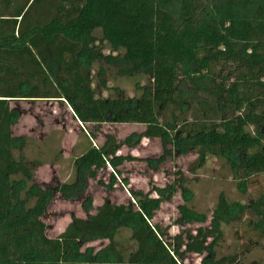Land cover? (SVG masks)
I'll return each mask as SVG.
<instances>
[{"label": "trees", "instance_id": "obj_1", "mask_svg": "<svg viewBox=\"0 0 264 264\" xmlns=\"http://www.w3.org/2000/svg\"><path fill=\"white\" fill-rule=\"evenodd\" d=\"M97 43L115 56H104ZM102 60L121 76H148L151 86L137 99L95 96L91 66ZM42 100L64 103L83 126L144 130L121 142L110 136L101 147L90 144L74 164L73 183L42 189L33 165L13 156L25 139L12 135L20 113L10 106ZM143 139L171 144L178 155L196 152L194 172L208 157L222 161L250 191L247 203L220 195L208 230L169 236L152 218L174 195L173 185L128 190L127 205L104 200L92 215L86 197V217L72 218L48 238L42 217L54 197L78 199L87 179L107 166L117 174L127 159L116 153ZM189 194L181 190L177 222L202 225L206 216L188 208ZM226 223L247 242L240 255L216 260ZM119 229L129 230L135 243L126 259L115 242ZM263 239L264 0H0V264H183L186 255L203 253L207 264H236ZM95 241L108 245L95 252L89 246Z\"/></svg>", "mask_w": 264, "mask_h": 264}, {"label": "rangeland", "instance_id": "obj_2", "mask_svg": "<svg viewBox=\"0 0 264 264\" xmlns=\"http://www.w3.org/2000/svg\"><path fill=\"white\" fill-rule=\"evenodd\" d=\"M95 36L101 38L99 32H96ZM97 46L104 56H115L107 44L97 43ZM91 71L92 88L97 97L119 96L137 99L151 86L148 76H121L114 63L112 65L105 60L92 64ZM10 106L20 113L12 127V135L25 139V148L15 151L13 156L16 159L23 157L33 165L34 182L42 189H55L63 184L73 183L74 164L90 144L101 147L110 136L121 142L131 134H139L144 130V126L136 124L83 126L75 120L71 110L64 103L55 101H18ZM92 136L94 139L91 141ZM115 156L127 159L118 166L117 174L107 166L105 170L97 172L95 180L87 179L84 194L78 199L66 200L59 194L54 197L42 217L48 238L59 235L72 218L86 217L81 208V203L86 197L92 201V215L104 200L115 205H127L128 190L148 193L152 192L153 188L166 189L173 185L174 195L170 200L162 202L152 218V224L167 231L169 236L184 235L186 232L194 234L199 226L208 230L220 195L230 203H247L250 191H243L229 176L223 162L216 158L208 157L203 166L194 172L191 170V164L197 158L196 152L178 155L171 144L162 145V142L156 139H143L133 148L123 146ZM182 189L189 191L191 195L190 202L187 203L188 208L206 216V222L202 225L177 222V207L184 204ZM153 196L155 194H152ZM221 230L222 240L215 250V259L220 260L233 254L240 255L241 246L247 242L246 237L236 234V227L232 223L223 224ZM115 242L124 259L135 250L131 232L127 229H119ZM107 245V241H95L89 246L97 252ZM207 256L206 253L189 254L183 264H202L203 260H207ZM236 264H264V239L256 250L241 255Z\"/></svg>", "mask_w": 264, "mask_h": 264}, {"label": "crops", "instance_id": "obj_3", "mask_svg": "<svg viewBox=\"0 0 264 264\" xmlns=\"http://www.w3.org/2000/svg\"><path fill=\"white\" fill-rule=\"evenodd\" d=\"M148 140V139H147Z\"/></svg>", "mask_w": 264, "mask_h": 264}, {"label": "water", "instance_id": "obj_4", "mask_svg": "<svg viewBox=\"0 0 264 264\" xmlns=\"http://www.w3.org/2000/svg\"><path fill=\"white\" fill-rule=\"evenodd\" d=\"M80 124V123H79Z\"/></svg>", "mask_w": 264, "mask_h": 264}]
</instances>
